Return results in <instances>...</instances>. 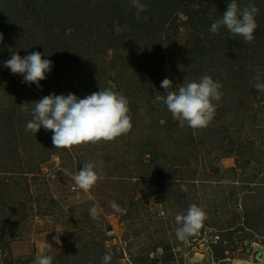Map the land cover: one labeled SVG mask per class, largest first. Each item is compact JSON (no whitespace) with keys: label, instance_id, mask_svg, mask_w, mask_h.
<instances>
[{"label":"rangeland","instance_id":"1","mask_svg":"<svg viewBox=\"0 0 264 264\" xmlns=\"http://www.w3.org/2000/svg\"><path fill=\"white\" fill-rule=\"evenodd\" d=\"M48 1L50 19L46 9L38 18L25 11L24 0H0V169L13 171L0 173L1 179L7 178L0 207V264H34L40 254L52 256V264H104L105 254L112 257L109 264L262 259L258 245L264 246V91L255 84L264 83V0L244 2L259 9L252 43L227 29L213 35V80L222 85V96L213 101L214 118L198 129L181 127L173 119L160 87L165 78L173 81V90L185 78L199 81L190 69L195 71L200 61L181 62L172 55L190 39L191 29L184 27L172 47L165 44L160 73H150L144 51L155 47L154 41L117 51L96 45L98 38L86 33L95 32L99 22L67 16L76 0ZM12 51L21 57L39 51L53 62L40 81L42 90L4 67ZM150 61L154 66V56ZM91 72L98 87L82 80ZM238 72L245 75L240 78ZM110 86L127 98L132 124L115 140L54 148L51 131L41 127L35 136L26 130L34 105L27 104L25 112L21 104L51 93L84 98ZM159 120L168 121V126L156 128ZM157 137L160 145H151ZM156 147L157 164L178 167L161 173L157 164L144 166L153 159L146 153ZM85 162H94L100 175L88 191L71 179ZM112 201L122 211L114 210ZM192 204L201 207L206 218L195 233L179 238L181 225L175 217L186 214ZM93 207L96 219L89 214ZM246 246L251 253H245Z\"/></svg>","mask_w":264,"mask_h":264},{"label":"clouds","instance_id":"2","mask_svg":"<svg viewBox=\"0 0 264 264\" xmlns=\"http://www.w3.org/2000/svg\"><path fill=\"white\" fill-rule=\"evenodd\" d=\"M131 6L136 9V18L147 11V5L142 0H130ZM259 9L254 4L241 5L238 0H230L222 18L211 24L210 31L218 34L221 27H225L232 36L242 37L247 43L255 39L254 33L258 27L256 16ZM147 20V17H143ZM0 34V40H2ZM39 51L21 57L18 51H12L9 59L3 61L13 75L23 76L24 83L36 84L42 90L40 81L45 80L46 73L51 71L52 61L44 59ZM226 55V53H225ZM227 57V56H226ZM165 90L163 103L171 113L173 119L179 121L181 127L187 124L192 129L206 127L214 118L216 106L213 101H219L222 92L220 82L211 76L204 75L199 81H188L175 85L165 78L160 85ZM257 90L264 91V83H256ZM27 104H33L32 119L26 124V130L36 134L43 127L52 132L54 148H72L87 143L113 141L130 131L131 117L127 98L110 89H101L84 98L73 93L57 95L51 93L31 103L21 104L28 112ZM100 178L99 170L94 162H85L83 167L71 179L75 185L84 191L90 190ZM116 211H122L115 201L110 202ZM89 214L92 219L98 216L97 209L91 208ZM206 218L204 210L192 204L186 214L177 215L176 222L181 225L176 231L179 238L190 235L199 230ZM48 246H51L48 244ZM112 257L105 254L104 264H109ZM50 255H37L34 264H52Z\"/></svg>","mask_w":264,"mask_h":264},{"label":"trees","instance_id":"3","mask_svg":"<svg viewBox=\"0 0 264 264\" xmlns=\"http://www.w3.org/2000/svg\"><path fill=\"white\" fill-rule=\"evenodd\" d=\"M48 2V0H24V4L22 5H24L25 11L28 10L31 12V15L35 12L37 15L35 16L36 18L40 16V12H43L44 14V10L46 9L45 11L49 13L50 19L53 13L51 11L52 8L46 5ZM142 2L147 5L148 10L141 13L140 19L136 18V9L131 6L130 0H76L75 3L71 2L67 16L69 17V20L82 23L83 21L81 20H87L89 18L98 21L99 23L97 24L96 29L94 28L95 32L86 34L98 38L99 41L97 42L96 40V45H98V43L100 46L106 44L111 45V48L115 51L126 48H135V45H139V43L146 40L154 41L155 47L152 45L150 49L144 51V56L147 59L145 68L151 70L150 73H160L166 53L165 44H169V46L172 47V44L174 45L178 36L182 34V29L184 27L185 30L191 29L192 32L190 31V33H188L190 39L186 40L184 45L179 46V49L181 50L179 54H175V51L172 55H177L181 58V62L184 58L189 62L200 61L198 63L199 66L195 68V71L194 69H190L191 73L197 77L196 79L199 80L204 75L213 78V47L215 45L212 43L214 33L210 31V28L215 20L222 18V13L226 11L227 3L230 2V0H142ZM244 2L245 0H238V3L241 5H244ZM63 9V7H59V12L62 14ZM145 16L147 17V20L143 19ZM181 16L185 17V20L180 19ZM55 19L56 18L51 19L53 23H55ZM40 20V22H45L43 19ZM178 21H180L179 24H177ZM49 29L52 30L53 28ZM81 29L77 32L81 33ZM225 30V27H221L219 33L221 31L225 32ZM72 33L74 34L73 36L76 37V34L74 32ZM226 37L227 42V40L229 41L228 33L226 34ZM128 42H131L132 44ZM83 43H85V39H83ZM14 44L19 45V42L16 41ZM82 46L85 48L84 44L80 45V47ZM231 47L232 46L229 45L228 50H230ZM228 55L226 54L224 57ZM151 56H154L155 59L154 66L151 65L153 64V62L150 61ZM208 56L210 57L208 58ZM207 64H210V66ZM238 73L240 78L245 75V72ZM234 74L237 73L235 72ZM82 80L84 82H92L95 87H98L97 85H99L98 80L92 72L86 73ZM91 93L92 92L89 94ZM166 126H168V121L159 120L156 123V128L158 129H164ZM168 129L170 130V128ZM152 141L156 142V146H159L161 143V139L159 140L158 137L156 140H150L151 145ZM156 150H158V147L146 153L153 156V159L151 158L149 163H144V166L151 168L150 163L155 165L158 163L159 157ZM13 152L15 153V150H13ZM157 165L161 169V173L162 171H171L178 167H174V165L169 167L166 164ZM11 172L13 171L8 168H5V170L0 169V173ZM4 179L7 178L4 177L1 179L0 177L2 187L0 189V207H2L1 202L3 201L1 199L5 198L7 190L5 184L6 181H4ZM251 252L252 248L246 246L245 253L249 254Z\"/></svg>","mask_w":264,"mask_h":264},{"label":"bare ground","instance_id":"4","mask_svg":"<svg viewBox=\"0 0 264 264\" xmlns=\"http://www.w3.org/2000/svg\"><path fill=\"white\" fill-rule=\"evenodd\" d=\"M232 264H255V263H253L249 260H246V259L237 258V259L232 261Z\"/></svg>","mask_w":264,"mask_h":264},{"label":"built area","instance_id":"5","mask_svg":"<svg viewBox=\"0 0 264 264\" xmlns=\"http://www.w3.org/2000/svg\"><path fill=\"white\" fill-rule=\"evenodd\" d=\"M261 249H262V251H263V253H261L262 255H263V258L262 259H258V261L257 262H255V263H257V264H264V246H260V245H258ZM257 246V247H258Z\"/></svg>","mask_w":264,"mask_h":264}]
</instances>
